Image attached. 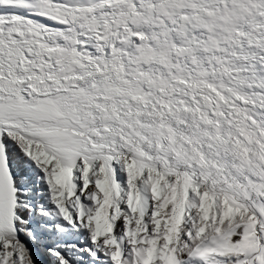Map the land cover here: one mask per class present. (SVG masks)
<instances>
[{
  "label": "snow or ice",
  "instance_id": "obj_1",
  "mask_svg": "<svg viewBox=\"0 0 264 264\" xmlns=\"http://www.w3.org/2000/svg\"><path fill=\"white\" fill-rule=\"evenodd\" d=\"M0 264H264V0H0Z\"/></svg>",
  "mask_w": 264,
  "mask_h": 264
}]
</instances>
